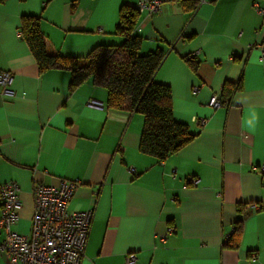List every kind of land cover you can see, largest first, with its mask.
Returning <instances> with one entry per match:
<instances>
[{"label":"crops","instance_id":"obj_1","mask_svg":"<svg viewBox=\"0 0 264 264\" xmlns=\"http://www.w3.org/2000/svg\"><path fill=\"white\" fill-rule=\"evenodd\" d=\"M186 1L194 8L170 1L140 13L134 30L142 54L165 50L155 80L197 134L165 160L140 151L142 114L110 108L92 79L71 89V71L41 72L21 34L22 17L38 15L49 54L84 58L124 42L120 10L137 0L0 4V72L12 73L15 90L4 96L0 86V184L20 186L15 230L32 233L37 185L70 180L79 183L70 210L93 212L81 264H126L133 252L136 264H264V0ZM240 79L227 105H211ZM239 221L240 247H225ZM0 264H12L1 250Z\"/></svg>","mask_w":264,"mask_h":264},{"label":"trees","instance_id":"obj_2","mask_svg":"<svg viewBox=\"0 0 264 264\" xmlns=\"http://www.w3.org/2000/svg\"><path fill=\"white\" fill-rule=\"evenodd\" d=\"M6 0H0V4ZM185 2L187 9L195 4ZM140 12L134 5H124L120 10L117 33L124 36L122 44H100L87 57H64L51 55L46 50L45 36L41 29V17L24 15L21 34L28 44L41 72L48 69H67L71 71V89L77 88L88 79L96 86L108 91V106L112 109L139 112L144 117L140 151L165 160L193 141L197 134L191 127L175 118L172 90L169 85L156 82L155 74L160 67L165 50L158 48L142 54V39L134 34ZM193 70L198 62L187 59ZM238 83H225L223 98L239 90ZM242 221L237 222L235 230L227 238L225 247L237 249L241 244Z\"/></svg>","mask_w":264,"mask_h":264},{"label":"built area","instance_id":"obj_3","mask_svg":"<svg viewBox=\"0 0 264 264\" xmlns=\"http://www.w3.org/2000/svg\"><path fill=\"white\" fill-rule=\"evenodd\" d=\"M181 0H137L136 8L140 13L146 12L149 17L161 11L163 4ZM256 6H259L256 4ZM264 13V9H259ZM102 28H100V31ZM11 72H0V86L4 96H15L12 87ZM91 104L99 102L92 100ZM228 102L223 96L215 95L211 100L213 107H223ZM264 174V161L257 167ZM133 173L136 168L131 167ZM195 184L199 180L193 178ZM79 183L66 180L60 186L45 184L37 185L34 189L35 209L33 228L30 235L20 233L14 226L20 219L22 201L20 186L16 181L0 184V234L4 239L0 250L8 255L12 264H81L86 250L88 237L93 221V212L71 211L70 202ZM256 207V205H255ZM176 231L174 226L167 229L161 240ZM136 253L126 256V264H136Z\"/></svg>","mask_w":264,"mask_h":264}]
</instances>
